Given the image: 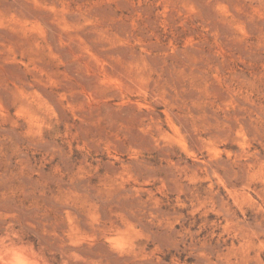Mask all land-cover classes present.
<instances>
[{
	"label": "rangeland",
	"instance_id": "374dc122",
	"mask_svg": "<svg viewBox=\"0 0 264 264\" xmlns=\"http://www.w3.org/2000/svg\"><path fill=\"white\" fill-rule=\"evenodd\" d=\"M0 264H264V0H0Z\"/></svg>",
	"mask_w": 264,
	"mask_h": 264
}]
</instances>
